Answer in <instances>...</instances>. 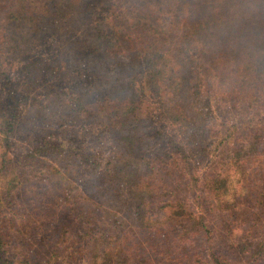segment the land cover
<instances>
[{
    "label": "trees",
    "instance_id": "1",
    "mask_svg": "<svg viewBox=\"0 0 264 264\" xmlns=\"http://www.w3.org/2000/svg\"><path fill=\"white\" fill-rule=\"evenodd\" d=\"M0 1V264H231L238 247L242 264H264V237L228 240L210 222L253 199L245 222L264 232V0H151L99 16L107 31L84 22L106 0ZM7 55L25 60L24 83L41 67L77 89L33 97L40 132L13 159L27 95L2 70Z\"/></svg>",
    "mask_w": 264,
    "mask_h": 264
},
{
    "label": "rangeland",
    "instance_id": "2",
    "mask_svg": "<svg viewBox=\"0 0 264 264\" xmlns=\"http://www.w3.org/2000/svg\"><path fill=\"white\" fill-rule=\"evenodd\" d=\"M5 2L10 3L9 0H5ZM0 3H3L0 1ZM151 0H106L103 3H98L96 4L95 7V12L98 13H92L89 18H84L85 25L87 24H96V22H99L102 24L103 27L100 29L102 31H107L111 30L108 26L110 24H106L107 22L99 18V16L104 17L110 15L114 11H119L120 9L124 7H145L150 5ZM7 5V4H6ZM100 14V15H99ZM109 17V16H108ZM262 20L260 18H250L246 21V25L248 27H255L258 26ZM80 28L83 27V24H79ZM105 26V27H104ZM107 26V27H106ZM52 30L49 29V31L45 32L42 30V32H45V34H49ZM65 32V31H63ZM130 32V31H129ZM118 34V32H117ZM1 35V34H0ZM44 34L37 39V37H34L32 41L33 48L36 49H41L43 46L42 42H39L41 38H43ZM1 38V37H0ZM2 41V39H0ZM31 49L29 50V52ZM27 52L25 53V55ZM6 57H9L8 59H4V63L2 65V70L6 71V75L8 79H11V82L15 84L17 87L18 93H23L24 90H26L25 95L26 100H23L21 105H20V110H19V115L18 119L14 125V136L12 137V147L9 151L8 154L5 156L7 158L13 159L17 157L18 154H21L24 151H27L28 149V139H30L31 136L35 137L37 132L39 131L40 127V122L39 119L42 118L40 113L36 111V108L38 107V102L37 100H34L33 97L36 96L38 99L41 101L47 102L48 104V99H51L50 93H54L55 91H64L67 90L68 88L72 87V93L75 91L74 89L75 86L73 84L68 83L69 79L68 77L62 73L59 70L46 71V73L42 72V68L40 67L38 70L39 75L34 73L33 75L29 76L27 81L24 83V79L22 76V73L19 71L20 68L19 63H23L25 60H21V58H13L11 55H7ZM23 57V56H20ZM29 58H34V55L30 56ZM39 80V81H38ZM27 82V85L25 86ZM15 87V88H16ZM77 90V89H76ZM224 111L220 106H216L213 109L212 116L216 117H224ZM72 120V125L73 126H79L80 123L82 125H85L84 127H89L86 120H77L73 119ZM150 123L152 124L153 127H161V129L165 131H169V133L174 134V132L170 131V129H174L173 126L169 125V122L167 120H160L156 116L155 112L152 115V118L150 120ZM44 126V125H43ZM45 127V126H44ZM171 134V135H172ZM69 135V134H68ZM67 134H65V139L66 138H75L74 134L71 133L70 137ZM95 139H89L88 144L90 145L91 143L94 142ZM168 146V145H167ZM3 149V148H2ZM2 149L0 147V153L2 154ZM94 153H97L98 156V161L100 162V165L103 166L104 162L106 160V157L108 155V149L102 142H96L95 147L93 149ZM1 161V158H0ZM69 162V161H68ZM53 163V161H52ZM58 163V162H56ZM60 163V162H59ZM60 165V164H59ZM254 166L252 164H249L247 167V171L249 172V175L247 177H250V175L253 172L254 169H252ZM16 169V168H15ZM16 172V171H14ZM81 178V177H80ZM80 178L75 179L74 181H78ZM2 182V181H1ZM254 182L260 183L264 182V167L262 169H259L256 179ZM241 183V181L239 182ZM253 183V182H252ZM247 184L249 188H253V184L250 185L249 179L247 178ZM172 185V181L170 179H167L164 187H169ZM233 187L232 189L238 190L239 189V184L237 182L232 183ZM262 188H259L260 190ZM233 191V190H232ZM66 195L70 196V193L67 192ZM254 200L253 199H243L242 204L245 206L246 209H248L247 212H241V213H233L231 211L232 207L228 210V213H226V217H211L210 222H217L219 223V226H224L223 232L226 230L227 233L224 238H228V240H233V241H243V243L252 241H255V237L257 235H261L264 237V232H261L260 234L255 232L263 230V228L257 229L254 231L253 224L251 223H246V218L249 219V215L253 213V211L256 209L253 205ZM264 204V199L262 198L260 205ZM220 210V209H218ZM225 216V214H224ZM264 227V205L262 206V212L260 214V220H259ZM211 225V224H209ZM212 227V226H210ZM224 234V233H223ZM223 236L221 238H218V241L215 243V249H221L224 250L225 248V243L226 239H224ZM205 251H207V247L204 246ZM239 248V247H238ZM234 249L232 251H227V255H225L231 264H242L243 261L246 259L245 256L243 255L242 251L238 253L237 249ZM238 254H241L239 256ZM247 255V253H246Z\"/></svg>",
    "mask_w": 264,
    "mask_h": 264
}]
</instances>
